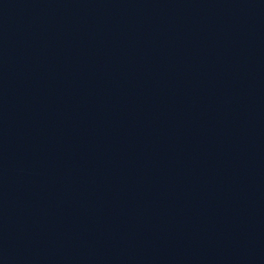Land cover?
<instances>
[{
    "label": "water",
    "instance_id": "1",
    "mask_svg": "<svg viewBox=\"0 0 264 264\" xmlns=\"http://www.w3.org/2000/svg\"><path fill=\"white\" fill-rule=\"evenodd\" d=\"M0 264H264V0H0Z\"/></svg>",
    "mask_w": 264,
    "mask_h": 264
}]
</instances>
